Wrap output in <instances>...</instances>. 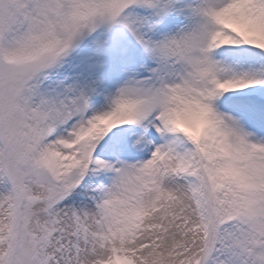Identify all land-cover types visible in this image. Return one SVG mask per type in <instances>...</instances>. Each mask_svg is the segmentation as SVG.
I'll use <instances>...</instances> for the list:
<instances>
[{
	"label": "snow or ice",
	"instance_id": "1",
	"mask_svg": "<svg viewBox=\"0 0 264 264\" xmlns=\"http://www.w3.org/2000/svg\"><path fill=\"white\" fill-rule=\"evenodd\" d=\"M0 264H264V0H0Z\"/></svg>",
	"mask_w": 264,
	"mask_h": 264
}]
</instances>
